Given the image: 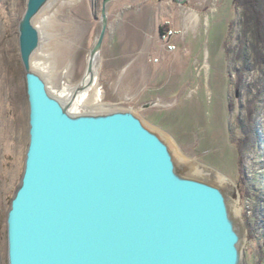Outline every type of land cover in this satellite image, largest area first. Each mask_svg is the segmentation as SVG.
I'll return each mask as SVG.
<instances>
[{"label": "rangeland", "instance_id": "374dc122", "mask_svg": "<svg viewBox=\"0 0 264 264\" xmlns=\"http://www.w3.org/2000/svg\"><path fill=\"white\" fill-rule=\"evenodd\" d=\"M26 3L0 0V264H8L7 212L29 143L19 45ZM103 3L52 0L35 18L38 51L57 49L62 57L56 78L34 66L54 94L65 64L73 62L77 79L87 72ZM107 9L97 61L103 101L83 109L132 110L170 142L179 162L196 161L228 176L247 229L242 264H264V7L255 20L234 0H111Z\"/></svg>", "mask_w": 264, "mask_h": 264}, {"label": "water", "instance_id": "95a60500", "mask_svg": "<svg viewBox=\"0 0 264 264\" xmlns=\"http://www.w3.org/2000/svg\"><path fill=\"white\" fill-rule=\"evenodd\" d=\"M51 1L27 0L19 22L29 143L7 212L8 264H242L247 231L235 184L179 162L170 142L132 110L74 107L85 88L64 101L33 68L41 43L34 21ZM109 1L87 86L95 82Z\"/></svg>", "mask_w": 264, "mask_h": 264}, {"label": "bare ground", "instance_id": "6f19581e", "mask_svg": "<svg viewBox=\"0 0 264 264\" xmlns=\"http://www.w3.org/2000/svg\"><path fill=\"white\" fill-rule=\"evenodd\" d=\"M43 10L37 15V18L39 19L42 18ZM50 49L51 48H47L46 50L43 49L42 52H39L37 50L32 56V66L33 68L34 66L41 67L43 70H47L49 73H51L52 77L56 78L58 77V73H59L56 65L57 63H59V58H60V56H58L57 53L60 52V50L55 49V53H53V52H49ZM61 58H60V62H61ZM96 62L94 67L95 82L90 86H87V83L89 82V78H90L87 72H85L80 79H77L72 73H70L73 62L71 61L65 64V67L63 69V75H65V78L63 79V81L60 84V87L57 90L59 92V96L64 101H69L74 95V93L80 87L85 88V90L82 89L81 91H78L77 98L74 102V107L80 108L87 106L89 103L95 104L103 101L104 89L99 83V67H98V62L97 63ZM74 78L77 80H74ZM185 160L187 165H189V167L193 168L198 173L212 176L213 178L217 179L220 183H222L224 186L228 188L232 187V180L225 174L219 172L218 170L208 168L205 165L203 166L202 164L199 165L198 163H195L193 161L190 162L187 161V159ZM235 210L237 212V215H239L237 200L235 201Z\"/></svg>", "mask_w": 264, "mask_h": 264}, {"label": "trees", "instance_id": "16d2710c", "mask_svg": "<svg viewBox=\"0 0 264 264\" xmlns=\"http://www.w3.org/2000/svg\"><path fill=\"white\" fill-rule=\"evenodd\" d=\"M234 1H235V5H239L243 8L245 17H247L248 20H255L257 15H258V18L263 17V14H261V16H260V14H259V12H257V10H258L259 6L264 7V4L259 5V4H257L258 2L256 3V0H234Z\"/></svg>", "mask_w": 264, "mask_h": 264}, {"label": "built area", "instance_id": "2783aa9c", "mask_svg": "<svg viewBox=\"0 0 264 264\" xmlns=\"http://www.w3.org/2000/svg\"><path fill=\"white\" fill-rule=\"evenodd\" d=\"M169 33L171 34V33H172V30H169ZM166 35H167V34H164V35H163V38H166ZM169 48L174 49V48H176V45H174V44H169Z\"/></svg>", "mask_w": 264, "mask_h": 264}]
</instances>
